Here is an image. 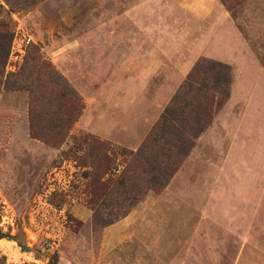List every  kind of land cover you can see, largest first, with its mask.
<instances>
[{"label": "rangeland", "instance_id": "1", "mask_svg": "<svg viewBox=\"0 0 264 264\" xmlns=\"http://www.w3.org/2000/svg\"><path fill=\"white\" fill-rule=\"evenodd\" d=\"M2 33L0 264H264V0H0Z\"/></svg>", "mask_w": 264, "mask_h": 264}, {"label": "trees", "instance_id": "2", "mask_svg": "<svg viewBox=\"0 0 264 264\" xmlns=\"http://www.w3.org/2000/svg\"><path fill=\"white\" fill-rule=\"evenodd\" d=\"M11 39H12V34L11 33H2V34H0V66H4L6 61H7V58H8L9 52H10ZM27 63H28V61H27V58H26V59H24V62H23V65H22L21 69H24L25 66L27 65ZM207 64H209L208 67H211V69H213L212 72H214L212 77H211V81H212V83H213V85L215 87L214 89H217V93L219 95H223V96L228 97V95H229L228 86H229V82H230L228 67L226 65H224V64H221V63H218V62H214V61H207ZM200 65H201L200 63H197L194 66V68L192 69V71H191V73H190V75L188 77V80L184 83V85L189 86L191 84L190 81L193 80V78L195 76V73H197ZM176 101H177V98L175 96L171 100L169 106L164 111L163 115L160 118V121L158 122V124L154 128V131H156V133H158L157 130H159L161 128V126H163V124L165 125V123H166L165 121L167 120V117L169 116V114H171L172 108L176 105ZM35 126H36L35 123L32 124V126H31V132H32V134L34 132L35 137L43 138V139H46V140H50V139L47 138L48 135L43 134V133H41L42 134L41 135L40 133H37V131L35 130ZM49 138H51V137H49ZM98 145H100V147H105L106 150H108V147H106V145H104L103 143L99 142ZM97 152H98V158H101L100 155H99V154H101V152L100 151H97ZM90 153H91V156H95L96 155L95 151H93V150H91ZM104 156H105L104 157L105 159H108L107 155H104ZM150 180H152V179H150ZM149 182L155 183L156 181L152 180V181H149ZM96 185L100 186L101 184L97 183ZM0 238L12 239V237L10 235L4 233L1 229H0ZM21 247L22 248H26L25 246H21Z\"/></svg>", "mask_w": 264, "mask_h": 264}]
</instances>
